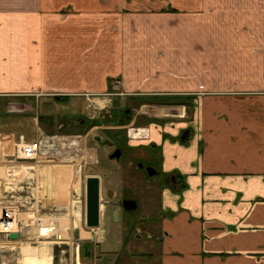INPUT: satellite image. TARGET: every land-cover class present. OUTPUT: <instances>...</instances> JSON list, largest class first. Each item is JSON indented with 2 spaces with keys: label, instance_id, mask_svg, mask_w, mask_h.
I'll list each match as a JSON object with an SVG mask.
<instances>
[{
  "label": "crops",
  "instance_id": "obj_1",
  "mask_svg": "<svg viewBox=\"0 0 264 264\" xmlns=\"http://www.w3.org/2000/svg\"><path fill=\"white\" fill-rule=\"evenodd\" d=\"M213 3L0 0V138L25 136L13 106L43 95L68 101L117 81L142 102L191 98L182 119L152 118L130 134L158 152L171 181L157 264H264V55L251 51L264 49V28L251 29L258 42L218 26ZM190 10L213 22L171 32L161 24Z\"/></svg>",
  "mask_w": 264,
  "mask_h": 264
},
{
  "label": "rangeland",
  "instance_id": "obj_2",
  "mask_svg": "<svg viewBox=\"0 0 264 264\" xmlns=\"http://www.w3.org/2000/svg\"><path fill=\"white\" fill-rule=\"evenodd\" d=\"M256 8H262L256 13L264 23V0H214L207 10L216 12L218 26L245 29L259 42L251 30L264 28ZM190 11L162 19L161 24L167 23L171 32L170 27L198 28L213 22V18L193 17ZM226 11L234 14L231 22L225 20ZM241 14L245 17L239 18ZM177 39L179 35L168 36L171 43ZM251 51L264 55L260 47ZM123 87L116 81L108 92H92L68 101L56 99L55 93L13 106L21 114L20 123L14 124L16 130L30 140L37 134L45 135L48 145L42 159L14 162L12 175H5L4 184H10L25 202L22 217L26 225L21 240L4 244L7 249L1 251L0 264H157L164 217L162 191L171 181L162 175H146L137 167L140 162L159 169L160 155L135 142L130 134L137 129L134 131L141 136L140 127L152 118L182 119L184 110L180 104L157 103L154 99L142 102ZM94 120L99 125L89 130ZM126 120L128 124H124ZM124 141L128 145L122 144ZM118 145L125 154L111 158ZM90 175L101 179L103 205L97 228L86 225V178ZM126 197L136 200V210L123 208L121 202Z\"/></svg>",
  "mask_w": 264,
  "mask_h": 264
},
{
  "label": "built area",
  "instance_id": "obj_3",
  "mask_svg": "<svg viewBox=\"0 0 264 264\" xmlns=\"http://www.w3.org/2000/svg\"><path fill=\"white\" fill-rule=\"evenodd\" d=\"M47 145V137L39 134L32 140H28L22 134L16 136L14 133L3 134L0 138V259L2 258L1 251L7 249L4 244L17 243L21 240L25 234L26 225L22 217L25 202L15 194L16 190H11L10 184H4L7 178L5 175L7 174L8 177L12 175L11 169H14V165L12 166L14 162H37L42 159L44 148ZM7 185L9 188H6ZM11 233H18L19 238H11Z\"/></svg>",
  "mask_w": 264,
  "mask_h": 264
},
{
  "label": "water",
  "instance_id": "obj_4",
  "mask_svg": "<svg viewBox=\"0 0 264 264\" xmlns=\"http://www.w3.org/2000/svg\"><path fill=\"white\" fill-rule=\"evenodd\" d=\"M122 150L118 149L116 152L111 154V158L119 159ZM150 176H153L155 169L148 167ZM101 179L98 175H90L86 178V225L89 228H97L101 224ZM123 206L126 210H135L137 203L135 200H125ZM11 238H19L18 233H11ZM67 256V254H66Z\"/></svg>",
  "mask_w": 264,
  "mask_h": 264
},
{
  "label": "flooded vegetation",
  "instance_id": "obj_5",
  "mask_svg": "<svg viewBox=\"0 0 264 264\" xmlns=\"http://www.w3.org/2000/svg\"><path fill=\"white\" fill-rule=\"evenodd\" d=\"M126 113V112H125ZM128 120H126L125 121V123L124 124H128ZM80 123L82 124V123H84L83 121H80ZM92 125V126H91ZM99 125V121L98 120H94V121H92V123H90V125L89 126H91L90 128H88L89 130L90 129H92V128H96L97 126ZM122 144H124V145H128V142L127 141H124ZM120 146L118 145V147H116L115 149H114V152H116L118 149H120L119 148ZM122 150V153H121V156H120V158L121 157H123V155L125 154V151L123 150V149H121ZM113 152V153H114ZM113 153H111V154H113ZM137 167L141 170V171H143L146 175H149L150 176V174H149V170H148V167H152V166H148V165H145V164H141L140 162L139 163H137ZM156 171H155V173H154V175L153 176H156V175H162L163 177H164V179L166 178V179H168V177L167 176H164L163 174H161L160 173V171H159V169H155ZM125 200H135V199H133V198H129V197H126V198H124V199H122V202H121V205L123 206V202L125 201ZM136 201V200H135ZM137 203V202H136ZM138 206V205H137ZM123 208H124V206H123ZM137 209V208H136ZM135 209V210H136ZM126 210V209H125ZM127 211H129V212H131V211H134V210H127Z\"/></svg>",
  "mask_w": 264,
  "mask_h": 264
},
{
  "label": "trees",
  "instance_id": "obj_6",
  "mask_svg": "<svg viewBox=\"0 0 264 264\" xmlns=\"http://www.w3.org/2000/svg\"><path fill=\"white\" fill-rule=\"evenodd\" d=\"M153 99L157 102V103H169V104H185L186 101L188 99H191L190 97L186 96L185 98H182V97H153ZM152 100V99H150ZM149 100V101H150ZM154 102V101H153ZM184 187H186V184L183 183L180 188L183 189Z\"/></svg>",
  "mask_w": 264,
  "mask_h": 264
},
{
  "label": "bare ground",
  "instance_id": "obj_7",
  "mask_svg": "<svg viewBox=\"0 0 264 264\" xmlns=\"http://www.w3.org/2000/svg\"><path fill=\"white\" fill-rule=\"evenodd\" d=\"M30 165V164H29ZM32 166H30V167H28V168H31ZM49 171H51V170H49ZM62 173V172H61ZM71 202V201H70ZM71 205V204H70ZM75 216V215H74ZM78 217V216H77ZM65 220V219H64ZM77 220H78V218H77ZM78 222H80L79 220H78ZM67 223V222H66ZM65 223V224H66ZM61 225V224H60ZM71 227V226H70ZM74 228V227H73ZM25 232V231H24Z\"/></svg>",
  "mask_w": 264,
  "mask_h": 264
}]
</instances>
